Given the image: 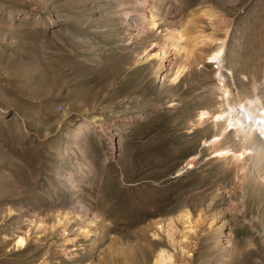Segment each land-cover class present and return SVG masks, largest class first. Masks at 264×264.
I'll use <instances>...</instances> for the list:
<instances>
[{"label":"rangeland","instance_id":"1","mask_svg":"<svg viewBox=\"0 0 264 264\" xmlns=\"http://www.w3.org/2000/svg\"><path fill=\"white\" fill-rule=\"evenodd\" d=\"M187 20L234 36L239 77L262 74L264 0H0V264H149V241L171 264H264V183L241 190L203 141L213 118L196 122L220 98L214 65L172 77L182 58L163 31ZM215 194L236 218L221 236L233 246L210 251L196 211ZM181 206L191 229L169 222ZM164 217L163 238L146 232Z\"/></svg>","mask_w":264,"mask_h":264},{"label":"bare ground","instance_id":"2","mask_svg":"<svg viewBox=\"0 0 264 264\" xmlns=\"http://www.w3.org/2000/svg\"><path fill=\"white\" fill-rule=\"evenodd\" d=\"M203 14L204 16L208 15L206 12ZM159 16L158 12L151 9L148 14V24L153 28L157 26L159 23H157L156 18ZM166 24L162 25L165 27ZM193 26V21L187 20L185 25L180 27L168 26L163 31L164 46L172 47L182 58V62L176 66V70L172 74L173 80L178 78L181 70L186 66L195 62L199 64L201 59H214L217 62L218 67L214 65L217 78L210 81V88L217 93L219 92L220 98L216 101L217 106L201 108L196 119L198 124H204L213 118L211 121L213 129L211 140L203 138V141L212 149V153L222 159L229 158L233 161L241 190H245L246 184L252 183V181L264 183V135H262L264 134V61L260 62L256 68L258 71L261 70L262 74L256 75L254 73L249 77L242 74L245 78L239 77L237 72L239 71L240 46L236 44L233 53L230 51V47L235 45L231 43L234 36L230 39L227 33L221 37L213 38L207 35L193 34L191 32ZM228 50L232 53L230 56L227 55ZM197 71L201 75L203 74L201 69ZM246 78H249L248 87L243 80ZM238 84L241 87H238ZM194 161L195 156H190L186 160L185 166H191ZM217 197V194L213 195L206 206H200L196 211L197 219H201V222L207 224L200 230L201 234L203 233L202 235L207 238L210 251L219 250L225 243H228L226 247L233 246L228 238L223 241L221 236L227 235V233L225 234L227 225L230 224L233 217H236L232 213V207L218 203ZM238 203L243 211L246 210L244 197L240 198ZM191 214L188 206L178 207L174 214L169 217V222L172 223L173 217H176V220L182 223L183 229L186 227L191 229L188 221ZM165 221H167L165 217L154 220L146 232H150L152 237L163 238L160 229H164ZM185 223L188 225L186 226ZM181 234V237L176 238V240L179 239V242L186 236L184 231ZM166 237L167 241L170 242V247L178 244L174 240L173 232L169 233L168 231ZM262 240L264 242V239ZM24 244L23 237H17L14 242V246L18 249L24 247ZM148 244L151 248L149 264H171L175 261L171 248L151 241ZM217 259L219 264L220 262L224 264L228 260L227 256L221 252Z\"/></svg>","mask_w":264,"mask_h":264},{"label":"snow or ice","instance_id":"3","mask_svg":"<svg viewBox=\"0 0 264 264\" xmlns=\"http://www.w3.org/2000/svg\"><path fill=\"white\" fill-rule=\"evenodd\" d=\"M209 63H211V64H213V65H215V66L218 67L217 62H216L214 59H210V60H209ZM262 135H264V134H262Z\"/></svg>","mask_w":264,"mask_h":264}]
</instances>
